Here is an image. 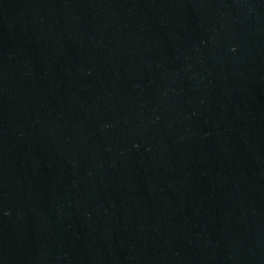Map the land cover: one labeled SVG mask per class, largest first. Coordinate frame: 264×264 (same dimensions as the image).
<instances>
[{"label": "water", "instance_id": "obj_1", "mask_svg": "<svg viewBox=\"0 0 264 264\" xmlns=\"http://www.w3.org/2000/svg\"><path fill=\"white\" fill-rule=\"evenodd\" d=\"M0 264H264V0H0Z\"/></svg>", "mask_w": 264, "mask_h": 264}]
</instances>
